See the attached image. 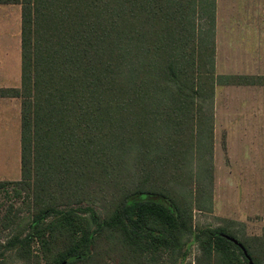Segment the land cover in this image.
I'll return each mask as SVG.
<instances>
[{"label":"trees","instance_id":"16d2710c","mask_svg":"<svg viewBox=\"0 0 264 264\" xmlns=\"http://www.w3.org/2000/svg\"><path fill=\"white\" fill-rule=\"evenodd\" d=\"M0 5L20 7V86L0 88L20 100V180L0 191L19 187L29 208L27 218L12 205L1 216L6 230L25 225L0 258L14 249L22 264H95L94 237L93 247L116 239L126 264H174L193 231L188 198L210 199L215 86L264 87V76H215L216 0ZM102 195L108 208L92 237L96 214L59 212ZM195 239V264H261V248L224 227Z\"/></svg>","mask_w":264,"mask_h":264},{"label":"rangeland","instance_id":"374dc122","mask_svg":"<svg viewBox=\"0 0 264 264\" xmlns=\"http://www.w3.org/2000/svg\"><path fill=\"white\" fill-rule=\"evenodd\" d=\"M216 7L219 13V23L223 28L227 26L226 15L233 9V1H227ZM237 2V1H236ZM240 7L235 6L234 15L250 17L255 21V28L258 25L259 32L263 24L264 31V0H239ZM231 9V10H230ZM258 20V21H257ZM263 21V22H262ZM247 22V23H246ZM239 21L229 24L235 26L251 23V21ZM257 22V25H256ZM263 35L259 34L252 52L245 47L241 50L250 55L249 59L257 60L258 70L255 73L262 77L260 70L264 61L262 55ZM264 39V38H263ZM233 41V40H232ZM219 47L217 52L219 65L227 63L230 53H227L226 44ZM242 43L244 41L242 40ZM246 44H250L249 41ZM261 45V46H260ZM225 50L226 52H223ZM216 51V49H215ZM245 55L246 61L248 56ZM242 54V56H244ZM262 56V58H261ZM257 57V58H256ZM227 70V69H226ZM253 69L242 72H254ZM226 72L224 69H215L218 73ZM258 77V76H248ZM20 86V7L16 5H0V88H12ZM17 87V88H18ZM264 88V87H263ZM261 88V90L263 89ZM260 89L243 90L241 97L236 92H225L222 88H215L213 99V147H212V189L210 199L205 200L190 196L188 201L194 207L192 210V235L186 240L185 246L174 264H195L199 255L198 243L195 236L199 232L211 228L224 227L233 233L237 240L246 241L252 250L259 249L261 264H264V213H263V129H264V97H260ZM264 91V89L262 90ZM234 93V94H232ZM246 94V95H245ZM1 99V98H0ZM8 102L0 101V181L20 180V100L8 99ZM7 100V101H8ZM8 103V104H7ZM19 187L9 186L6 191H0V244L9 240L21 229L25 223L20 219L17 224L9 229H4L2 222L9 206H13L21 212V216L27 218L29 208L24 196L16 197L14 191ZM110 198L102 195L94 204L86 202L81 205L59 207V212H75L85 217L96 214L99 224L91 229V237L100 229L106 216L108 200ZM198 199L200 202H198ZM200 206V208H198ZM88 243L87 251L99 253L95 264H126L125 254L122 252L121 244L113 239L108 243L97 238ZM106 244L117 245V249L111 250L106 255ZM35 252H39L37 246ZM4 264H22L14 256V249L4 251ZM166 256L163 257L164 262ZM39 264H49L41 261ZM129 264H144L143 259L137 256H130ZM166 264V263H165Z\"/></svg>","mask_w":264,"mask_h":264},{"label":"crops","instance_id":"0c3cea01","mask_svg":"<svg viewBox=\"0 0 264 264\" xmlns=\"http://www.w3.org/2000/svg\"><path fill=\"white\" fill-rule=\"evenodd\" d=\"M228 3V0H216V7L218 8L219 6L223 5V3ZM229 1H233V4H231V6H233V9L231 10V12L226 15V23L227 26L223 28L221 22L219 23V13H216V28H215V69H224L226 72H222V73H218L216 77L219 76H259L258 74L255 73V70H258V61L256 60L254 62V59L251 60L249 59L250 55H247L246 53H244L241 48H244L246 50L250 49V52H252L253 46H254V42L256 39V45L259 46V42H258V38H259V34L263 35L264 38V31H263V24L262 27L260 28V32H259V28L256 22V28H255V21L250 17V15L243 17V16H236L233 13L236 11L235 10V6L240 7V2L239 0H229ZM237 1V2H236ZM18 6V5H16ZM219 11V8H218ZM239 21H251V23L249 24H245L243 27L241 25L239 26H235L236 24H229V23H233V22H239ZM258 21V20H257ZM263 22V21H262ZM247 23V22H246ZM262 38L263 41V47H262V55L264 54V39ZM225 40V44H226V50L227 53H230L231 56H229L227 63L224 64V66L219 65V62L222 61V58L219 59V56H217V52L220 51V46L223 47V41ZM233 40V41H232ZM242 40L244 41V43H242ZM249 41V45L246 44V42ZM261 46V45H260ZM223 52H226L225 50H223ZM242 54H246L248 56V59L246 61V57L245 55L242 56ZM257 58V57H256ZM262 58V56H261ZM223 62V61H222ZM263 65H261L260 70L263 71V67H264V61L262 62ZM227 69V70H226ZM248 69H255L253 73L250 72H242V71H248ZM261 76H263V74H260ZM12 88H17L18 87V83L17 85L11 86ZM222 88V90H225V92H236L235 94H238V97H241L243 92L245 90H256L254 92L258 93L257 89L263 88L261 86H243V85H216L215 88ZM215 88H214V92H215ZM264 89V88H263ZM262 89V90H263ZM244 90V91H243ZM261 90L260 93V97H264V91ZM246 92V91H245ZM234 94V93H232ZM246 95V94H245ZM5 100V101H4ZM7 98H1L0 101H4V102H8ZM7 103V104H8ZM263 121H264V114H263Z\"/></svg>","mask_w":264,"mask_h":264},{"label":"water","instance_id":"95a60500","mask_svg":"<svg viewBox=\"0 0 264 264\" xmlns=\"http://www.w3.org/2000/svg\"><path fill=\"white\" fill-rule=\"evenodd\" d=\"M234 243H236V241Z\"/></svg>","mask_w":264,"mask_h":264}]
</instances>
